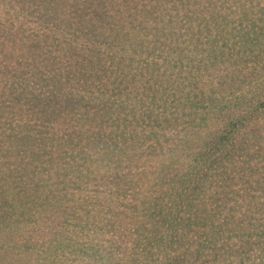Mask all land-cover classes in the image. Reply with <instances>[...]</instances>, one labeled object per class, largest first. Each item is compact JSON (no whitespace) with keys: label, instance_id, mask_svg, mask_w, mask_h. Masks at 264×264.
Segmentation results:
<instances>
[{"label":"trees","instance_id":"1","mask_svg":"<svg viewBox=\"0 0 264 264\" xmlns=\"http://www.w3.org/2000/svg\"><path fill=\"white\" fill-rule=\"evenodd\" d=\"M257 23L264 0H0V264H264L260 151L242 141L264 80L214 134L199 120L170 154L139 145L168 109L196 116L264 70ZM153 166L164 194L143 201ZM196 225L195 254L172 250Z\"/></svg>","mask_w":264,"mask_h":264},{"label":"rangeland","instance_id":"2","mask_svg":"<svg viewBox=\"0 0 264 264\" xmlns=\"http://www.w3.org/2000/svg\"><path fill=\"white\" fill-rule=\"evenodd\" d=\"M92 10L94 9L92 8ZM7 31L8 30L5 29V32L2 33V39L5 40L6 42L9 39V35ZM43 32L44 31L41 29L39 31V34H43ZM253 37L260 38L264 44V25L263 24H258V23L256 24V27L254 28V31H253ZM2 58L4 57L2 56ZM249 64L251 65L250 70L251 69L257 70L260 67L253 57H250ZM262 64H264V62H262ZM16 69L17 68L14 67L12 70L16 72L15 71ZM258 71L260 72H257L256 75H254L252 79H250L249 81H246L248 82V85L246 83H241L242 85H239L240 83L235 84V86H232L226 94L222 92L221 95L219 93V89L216 90L215 92H218L219 96H225L226 101L224 103H220V105H218L216 102L209 104L208 101H205V102H198L196 104H193L194 109L197 111L196 116L192 115V112L190 111H185L183 112V115H181V112L176 113L174 109H170V110L168 109V111L165 114L160 115L157 118L158 122L160 123V127H158L155 132L156 134H158L157 133L158 130L162 129L161 132L158 134L160 137L154 136L153 138H157L155 140L153 139L148 140V138L141 139V143H139V145H145V147H143L145 149L149 146H152L150 150H148L147 152L152 151L151 153H156V154L157 153L170 154V152H174L176 149V146H178L177 141L180 135L189 134V131L192 129V126L194 125V123H196L199 120H202L205 123V126L210 128V132L214 134V131L216 130V128H219L226 119L224 112H220L222 111L220 109L221 106H224L228 100H230L232 97L236 96L237 94L241 93L242 91L246 90L248 87L258 85L261 82L259 80H264V70L259 69ZM186 76L190 80H193L194 73L190 71L189 73L186 74ZM257 90H260V89L259 88L255 89V91ZM261 118L262 120L260 121V123H257L255 126H251L250 129H247L243 133L242 137L244 138L242 141H244V139L246 138L245 141L249 143L248 148L246 147L247 149H250V144L251 146L259 147L260 152L256 153L258 154V156L256 157V163H255L258 165V169L256 172H259L261 173L262 176H264V169L263 171H261V168H263L261 166H264V115H262ZM204 136H206V134L203 133L202 135L197 136V137H204ZM142 165L143 164L140 163L139 167L143 168ZM159 171L160 170L158 166L147 167L144 170L140 169L141 173L139 176H137L138 177L137 182H138L139 188H141L142 186L144 187V193H143V196L141 197L143 201H147L148 198L150 199V202H152V200L156 201V199L160 200V196L164 194L163 191L160 192L159 190H155L153 187V185L156 183V181L159 178ZM167 180H170V178L168 177ZM211 180L212 178H209L207 180V183H206L207 186L210 184ZM215 180H217V178ZM152 192H155V193L152 194ZM256 194L261 196V191H257ZM198 222H200L199 224L201 223L204 224L203 219H199ZM196 228H197V225L195 227H192L190 230H187L186 232L184 230V233H186L185 238L183 235H181L180 241L174 244V247L172 248V250L180 253V250H184L187 247V244H189L191 245L190 248L194 250V254H195V249H194L195 247L190 242V239H193L196 236V233H195ZM209 235L207 233L205 234V238L207 239L205 241V245L208 248H212L213 241L210 239L212 236H209ZM95 236L99 237L100 234H96V235L93 234L91 235V238ZM215 238H217V236H215ZM177 240H179V238H177ZM92 244L96 245L94 241H92ZM257 252H259V249H257ZM237 256L238 255L233 257V260L236 259ZM50 258L51 257L48 256L47 260ZM52 258H57V257L54 256ZM58 260H55V261L58 263ZM185 260H189V258L185 256Z\"/></svg>","mask_w":264,"mask_h":264}]
</instances>
